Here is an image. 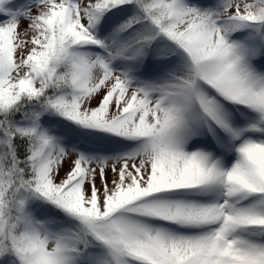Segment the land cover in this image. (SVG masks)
<instances>
[{"label": "snow or ice", "instance_id": "obj_1", "mask_svg": "<svg viewBox=\"0 0 264 264\" xmlns=\"http://www.w3.org/2000/svg\"><path fill=\"white\" fill-rule=\"evenodd\" d=\"M0 264H264V0H0Z\"/></svg>", "mask_w": 264, "mask_h": 264}]
</instances>
